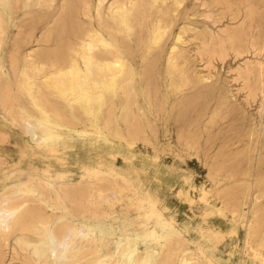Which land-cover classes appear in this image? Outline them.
Masks as SVG:
<instances>
[{"label": "rangeland", "instance_id": "374dc122", "mask_svg": "<svg viewBox=\"0 0 264 264\" xmlns=\"http://www.w3.org/2000/svg\"><path fill=\"white\" fill-rule=\"evenodd\" d=\"M37 1L26 5L24 0H0L2 196H9L8 199L17 203L31 201L33 194H25L20 187L44 184L45 178L54 186L66 180L110 182L115 187L107 193H114L103 201L112 203L113 206L108 207L121 209L116 214L120 221L116 231L142 232L145 227L152 226L155 228L153 245L158 248V237L161 242L165 239L161 236L164 230L167 232L164 234L170 253L169 264H184V258L185 264H219L216 261L218 248L222 250L220 256L223 255V259L230 255V264H264V246L261 245L264 241V148H260V141L264 139V94L259 93L245 102L246 89L240 79H234L235 69L244 59L264 62V49L257 55L253 52L236 55L229 50L224 57H215L212 67L205 66L193 50H189L190 66L200 75H210L211 78L218 75L222 88L232 91L230 99L234 105H220L213 109L215 97L210 95L207 109L199 103H185L167 114L158 109L155 120L148 122L143 130L135 124L130 129L131 134L119 137V125L113 126V130L105 127L104 102L101 106L98 103V99L104 100V70L95 71L94 75L92 72L71 74L61 79L55 75L44 76L45 73L30 66L23 56L32 35L40 31L55 9L37 4ZM216 1L184 0L181 4L180 8L190 9L195 3L198 9V15L193 16L200 21L196 22V28L192 26L180 32V40L189 47L198 42L194 36L203 22L215 29L228 22L226 17L219 18L223 5ZM232 1L244 3V0ZM249 2L261 3L264 7V0ZM207 14L220 20L213 24L205 17ZM257 22L255 18V27ZM176 30L178 27L174 32ZM54 42L53 35L46 43L53 45ZM36 77L42 78L36 80ZM137 79L138 76L133 84ZM149 87L151 96L173 98L166 93L163 81L155 88L150 82ZM183 87L186 89L187 85ZM128 90L133 100L140 98V93L137 94L130 85ZM79 103L94 109L97 114L80 111V118H74L72 112ZM132 108L135 109L136 105L133 104ZM203 111L208 113L209 120L201 116ZM164 125L169 128L166 137L162 135ZM33 130L45 137L41 143L31 137ZM253 142V154H261L258 167L255 159L251 161ZM256 173L259 182L254 184ZM8 186L13 188L7 189ZM161 200L165 201L162 203ZM208 205L215 207L206 211ZM249 208L257 209L251 230L245 233L240 217L236 216L233 223L241 229L233 243L235 246L228 243L222 247L225 239L229 240L223 236L226 232L219 230L215 223L221 222L224 227L228 223L222 221L231 217L232 210L237 213L239 209L247 211ZM124 221L125 225L121 226ZM174 226L177 231L172 232Z\"/></svg>", "mask_w": 264, "mask_h": 264}, {"label": "bare ground", "instance_id": "6f19581e", "mask_svg": "<svg viewBox=\"0 0 264 264\" xmlns=\"http://www.w3.org/2000/svg\"><path fill=\"white\" fill-rule=\"evenodd\" d=\"M33 1L24 0V3L28 5ZM183 1L38 0L37 4L43 3L44 6L55 9L40 31L32 35L30 45L24 50L23 56L30 66L45 73L44 76L55 75L61 79L71 74L87 75L104 70V100L98 99V103L101 106L104 102L105 127L113 130V126L119 125V137L125 138L131 134L130 129L135 124L141 130L148 122L154 121L158 109L165 110L167 114L172 108L181 107L185 103H199L207 109L210 95L215 97L213 109L220 105L231 107L234 105L230 99L232 91L222 88L218 75L211 78L210 75H200L195 71L190 66L189 50H193V54L207 67H212L213 59L224 57L229 50L234 51L236 55L248 52L260 54L264 49V28L261 27L264 25V7H261V0L257 2L259 5L249 0H244L243 4L232 0H217L216 3L223 5L219 18L226 17L228 22L217 29L203 22L194 36L198 42L193 47L180 40V32L192 26L196 28V22L200 21L193 16L198 15V9L195 3L190 9L184 6L180 8ZM205 17L210 18L213 24L220 20L213 18L211 14ZM255 18L258 20L256 27ZM177 27L178 30L174 32ZM53 35L55 42L48 45L46 42ZM28 71L30 69H27ZM235 74L234 79H240L246 89L243 99L245 102L259 93L264 94V62L246 58L237 65ZM137 76V83L133 84ZM40 78L42 77H36V80ZM162 81L166 93L173 95V98L149 95L150 82L155 88ZM129 85L137 94L140 93V98L133 100L128 90ZM185 85L186 89L183 87ZM133 104L136 105L135 109L132 108ZM77 105L79 107H74L72 112L74 118H80V111L97 114V111L94 112V109L84 104ZM201 114L204 120H209L206 111ZM252 129L251 127L248 131L249 135ZM168 132L169 128L164 125L162 135L166 137ZM30 134L36 143L45 139L40 133ZM254 143L251 147V161L255 159L258 167L261 154H253ZM260 148H264V139L260 141ZM43 181L44 184L20 187L25 194H33L31 201L17 203L14 199H8L9 196H2L3 192L0 191V200L2 197L6 198L0 201V264L170 263L164 230L161 236L165 239L161 242L158 237V248L153 245L152 235L155 228L152 226L145 227L142 232L116 231L120 227L116 214L121 209L108 207L112 203L108 200L109 204H105L103 201L113 195V191L112 194L107 193L114 189L112 183H101L98 180L89 183L66 180L54 186L46 178ZM258 182L256 173L254 184ZM11 188L13 187H7ZM19 192L23 195L22 191ZM214 207L208 205L206 211ZM256 215L255 208H249L247 211L239 209L237 213L232 210L231 217L222 221L227 222V225L223 227L221 222L215 223L219 230L226 232L223 236H227L229 240L225 239L222 247H226L228 243L233 244L237 239L241 228H237L233 223L236 216L240 217L241 227L248 233ZM124 223L125 221L121 226H124ZM171 231H177V228L174 226ZM261 245L264 246V241ZM221 252L218 248L216 261L219 264H230V255L223 259ZM206 256L210 258L211 254ZM182 261L185 264L186 258Z\"/></svg>", "mask_w": 264, "mask_h": 264}]
</instances>
